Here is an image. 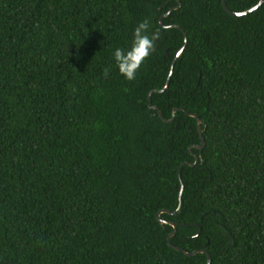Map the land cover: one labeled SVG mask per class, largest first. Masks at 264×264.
<instances>
[{"label": "trees", "instance_id": "trees-1", "mask_svg": "<svg viewBox=\"0 0 264 264\" xmlns=\"http://www.w3.org/2000/svg\"><path fill=\"white\" fill-rule=\"evenodd\" d=\"M146 17L128 81L111 52ZM201 152L161 214L171 243L264 264V3L0 0V264H207L157 218Z\"/></svg>", "mask_w": 264, "mask_h": 264}, {"label": "clouds", "instance_id": "clouds-1", "mask_svg": "<svg viewBox=\"0 0 264 264\" xmlns=\"http://www.w3.org/2000/svg\"><path fill=\"white\" fill-rule=\"evenodd\" d=\"M152 25L149 18L139 21L132 30V37L126 47H115L111 56L118 73L126 80L136 78L141 65L155 49L159 32L151 31ZM107 75V72H105Z\"/></svg>", "mask_w": 264, "mask_h": 264}, {"label": "water", "instance_id": "water-1", "mask_svg": "<svg viewBox=\"0 0 264 264\" xmlns=\"http://www.w3.org/2000/svg\"><path fill=\"white\" fill-rule=\"evenodd\" d=\"M222 2H223V6H224L225 10H226L228 13H230L231 15H233V16H244V15H248V14L254 12L255 10H257V9H258V8L264 3V0H259L257 4H255V5L252 6L251 8L246 9V10H243V11H234V10H232V9H230V8L228 7V5H227V3H226V0H222ZM180 5H181V2L179 1L178 6L174 7V9L178 8ZM170 12H171V10H169V11H168L166 14H164L163 16H168V15L170 14ZM163 16H162V17H163ZM162 17L160 18V23H161L163 26H165V27H178V28H180L181 30H183V28H182L180 25H178V24H170V25H165V24H163V22H162ZM183 31H184V30H183ZM184 37H185V38H184V43H183V45L177 50V52L175 53V55H174V57H173L172 65H171V69H170V73H169V76H168V78H167L166 84H165V86H164L163 89L159 90V92H164V91L168 88V86H169V84H170V80H171V77H172V73H173V70H174L175 63H176L177 59L182 55V53H183V51H184V49H185V46H186V44H187L188 36H187V34H186L185 32H184ZM167 53H168V52H167ZM152 92H153V90L149 93V107H150L151 109H157L159 115L162 116V113H161L160 109H159L156 105H153V104H152V100H151V94H152ZM188 113H189L191 116L196 117L197 120H198V129H199V133H200V135H201V139H202V141H201V144L196 145V147L199 148V149L202 151V149H203V147H204V145H205V138H204V136H203V129H202V120L198 117L197 114H195V113H190V112H188ZM173 119H174V116H173L171 119H169L168 121H172ZM194 156H195V161H194V162H189V161L184 162V163L181 164L180 169H179V175H180V181H181V190H180V195H179V205H178V208H177L175 211H173V212L170 211V210H167V209L160 210V211L158 212V214H157V218H158V220L160 221V223H162V224H170V225L173 226L174 229H173V231L170 233V235H169V237H168V242H169V244H170L172 247H174V248L177 249V250L183 251L186 255H195V254L200 253V252H202V253H206V254H207V258H208V259H207V264H210V263H211V255H210V253H209L206 249H197V250H193V251L189 252V251L185 250L184 248H182V247H180V246H177V245L172 244V243H171V238L175 235V233H176V231H177V225H176L174 222L170 221V220H165V219H162V218H161V214L164 213V212H167V213H170V214H176V213H178V212L180 211L181 206H182V193H183V188H184L183 180H182V177H181V167H182L184 164H187V165H190V166H194V165H196V164L200 161V158L202 157V152H201L199 155H194ZM202 161H203V160H202Z\"/></svg>", "mask_w": 264, "mask_h": 264}]
</instances>
